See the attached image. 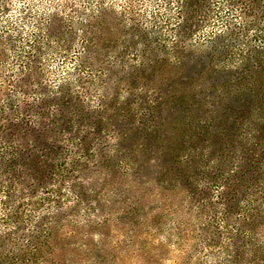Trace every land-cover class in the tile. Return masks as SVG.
Returning a JSON list of instances; mask_svg holds the SVG:
<instances>
[{"label": "rangeland", "instance_id": "374dc122", "mask_svg": "<svg viewBox=\"0 0 264 264\" xmlns=\"http://www.w3.org/2000/svg\"><path fill=\"white\" fill-rule=\"evenodd\" d=\"M16 210L0 264H264V0H0Z\"/></svg>", "mask_w": 264, "mask_h": 264}, {"label": "trees", "instance_id": "16d2710c", "mask_svg": "<svg viewBox=\"0 0 264 264\" xmlns=\"http://www.w3.org/2000/svg\"><path fill=\"white\" fill-rule=\"evenodd\" d=\"M23 118H24L23 123L25 124L26 127H29V128L34 127L35 123H34L33 120L30 119V116L29 115L25 114L23 116ZM44 157H47V154H44ZM6 168H8V165L6 166ZM5 197H6V195H5ZM1 216L2 217H0V222L1 221L2 222H12L13 221V222L17 223V225L15 226L16 228H17V226H19L18 222L21 219V217L18 215V211L17 210L16 211H7L6 213L2 214ZM9 236H10V232H8V231H5V234L0 235V244H2L4 242V238L5 237H9ZM27 251L30 252V254L34 255L35 254L34 252H36L37 250L32 247L31 249H29ZM6 256H7L6 254H3V253L0 254V263L4 261V257H6ZM20 256L21 255H19V257ZM19 257H17L16 260H20ZM23 260H24L23 261L24 264L30 262V260L29 259H26V258L23 259ZM31 263H32V261H31ZM12 264H15V263H12Z\"/></svg>", "mask_w": 264, "mask_h": 264}]
</instances>
